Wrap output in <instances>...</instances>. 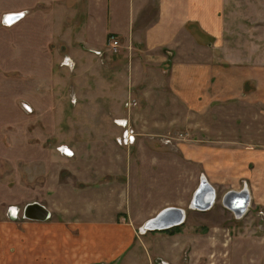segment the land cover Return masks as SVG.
Instances as JSON below:
<instances>
[{"label": "rangeland", "instance_id": "rangeland-1", "mask_svg": "<svg viewBox=\"0 0 264 264\" xmlns=\"http://www.w3.org/2000/svg\"><path fill=\"white\" fill-rule=\"evenodd\" d=\"M5 1L0 0V7ZM223 16L221 46L227 54L222 57L251 63L261 76L264 0H226ZM8 26L0 23V218L15 211L14 217L22 219L26 203L60 206L64 199L56 193L59 187L76 186L80 175L88 179L94 167L106 165L101 161L105 150L100 149L116 143L119 136L112 127L113 119L129 115L125 109L129 101L137 106L135 114L144 104L136 102L138 92L131 85L141 75L133 48L122 46L119 52L110 53L105 47L101 56L72 55L73 65L63 66V57L70 56L63 48L58 51L53 44L45 53L38 48L25 50L16 39L18 33ZM262 80L255 78V94L264 93ZM147 107L154 110L157 103ZM206 107L191 112L185 104L176 103L170 111H159L158 127L163 132L137 139L148 142L154 138L171 150L137 154L130 149L125 151V158L180 159V144H199L208 155L215 147L235 148L231 152L236 165L220 169L211 165L205 173L193 162L188 168L176 167L175 178L171 169L146 164L137 190L131 184L134 205L149 208L186 192L190 197L198 177L205 175L216 194L213 207L198 213L185 207V222L158 236L180 240L183 249L179 264H264V101L255 98L247 103L239 97L227 103H207ZM150 121V117L142 120V127ZM58 145L77 151L65 157L56 150ZM226 153L229 157L230 152ZM245 186L249 193L247 209L236 216L227 208L224 196ZM80 203L75 197L70 205L78 208Z\"/></svg>", "mask_w": 264, "mask_h": 264}, {"label": "crops", "instance_id": "crops-1", "mask_svg": "<svg viewBox=\"0 0 264 264\" xmlns=\"http://www.w3.org/2000/svg\"><path fill=\"white\" fill-rule=\"evenodd\" d=\"M225 1L2 2L0 23L4 14L26 11L21 19L7 27L18 33L16 39L20 40L25 50L38 48L43 53L54 44L58 51L63 48L70 58L79 54L96 55L97 51L105 49L107 38L111 34L119 38L123 47L133 48L135 63L139 66L137 69L141 71V75L131 81V85L138 92L136 102L144 105L136 114L134 111L137 106L127 105L125 109L129 115L118 116L127 119L128 126L135 134L131 144H104V148L100 149L105 150L101 161L106 165L94 167L93 174L88 179L80 175L76 186L59 187L56 193L64 199H61L60 206L57 204L51 207L37 201L48 209L47 219H19L16 218L15 211L12 216L7 213L0 218V264L180 263L183 244L179 239L169 235L168 238L158 236L163 230L140 232L145 223L163 208L182 209L184 219L181 224L186 220L185 207L196 213L212 208L216 195L214 191L212 205L208 208L189 206L200 180H209L201 175L192 196L189 197L186 192L185 196L179 194L170 202H158L144 209L134 205L131 184L137 190L144 165L152 162L162 168L171 169L175 178L176 167L188 168L193 162L201 166L203 172H209L211 165L218 169L227 166L232 168L236 164L231 151L236 149L215 147L213 154L208 155L199 144H180L183 155L180 159L156 157L138 158V161L127 159L124 154L130 149L139 152L137 154L147 150H171L169 146L157 142V139L149 138L145 142L137 138L142 135L161 134L163 131L160 132L158 127V113L161 110H172L171 107L176 103L185 104L189 111L196 112L206 109L207 103H227L239 97L247 103L253 102L255 98L264 101V93L255 94L253 89L255 78L262 82L264 72L257 76L253 64L234 62L227 60L226 56L222 57L227 54L221 46ZM261 87L264 88V84ZM154 103H157L156 109L147 107V104L149 106ZM166 103L169 105L164 106ZM149 117L150 124L142 127L141 121ZM112 127L118 131V135L121 133L120 126L114 123ZM145 128L147 129L144 130ZM185 128L201 133L192 126ZM70 149L74 151L73 155L77 151ZM115 151L123 154L111 155ZM227 151L230 152L229 157L224 154ZM244 189L248 191L246 186ZM207 194L208 192H203L199 199L203 202ZM75 197L81 200L78 208L70 205ZM233 202L235 201L227 208L236 215Z\"/></svg>", "mask_w": 264, "mask_h": 264}, {"label": "water", "instance_id": "water-1", "mask_svg": "<svg viewBox=\"0 0 264 264\" xmlns=\"http://www.w3.org/2000/svg\"><path fill=\"white\" fill-rule=\"evenodd\" d=\"M9 17H11V20L18 18L16 14H10L7 16V18ZM205 191L213 194V190L209 186L207 181L202 179L199 184L198 190L193 197V200L191 203L192 206L206 209L211 205L212 202L205 201V200L199 203V201H201L199 198H201V194ZM232 193H234V195H237V196L238 195L242 196V200L244 202L243 205H241L238 208L235 207L234 205V208H233L237 214H241L245 210L244 207L247 204V198H248L247 192L246 191L227 192L226 195L224 196V203L227 206H229L232 203V200H230V196ZM22 217L25 219H29V220L43 221L49 217V211L43 204L37 201H32L24 205L22 209ZM183 219H184V211L182 209L176 208V207H166L160 210L154 217L149 219L145 223L144 228L146 230H164V229L181 224L183 222Z\"/></svg>", "mask_w": 264, "mask_h": 264}, {"label": "built area", "instance_id": "built-area-1", "mask_svg": "<svg viewBox=\"0 0 264 264\" xmlns=\"http://www.w3.org/2000/svg\"><path fill=\"white\" fill-rule=\"evenodd\" d=\"M23 14V15H19V14ZM26 13V11H20V12H16V13H10V14H16L18 16V18L13 19V20H8L7 16L10 14H4L2 16V23L4 25H11L15 22H17L19 19H21L24 14ZM122 47V43L119 40V38H117L114 35H109L107 38V45H106V50L109 51L110 53H117L120 51ZM97 56H101L102 55V51H97L96 52ZM73 60H71L70 57L65 56L63 57V59L61 60V65L63 66H71L73 65ZM131 104H135L134 101H129L127 102L128 106H131ZM132 105V106H133ZM29 106H24L25 109H28ZM122 121V122H121ZM114 123L117 126H120L122 128L121 133L119 134V136L116 137V142L119 145H128L131 144L134 141V132L133 130L128 126L127 124V119H123V118H116L114 119ZM56 150L62 154L65 157H71L73 156V151L70 149V147H68L67 145H58L56 146ZM144 231H146V229L144 228L143 230H141V233H143Z\"/></svg>", "mask_w": 264, "mask_h": 264}, {"label": "bare ground", "instance_id": "bare-ground-1", "mask_svg": "<svg viewBox=\"0 0 264 264\" xmlns=\"http://www.w3.org/2000/svg\"><path fill=\"white\" fill-rule=\"evenodd\" d=\"M122 122V121H121ZM240 191V190H239ZM242 191H246L248 193V191L246 189L242 190ZM249 194V193H248ZM208 196L204 198L205 201H210V202H213V194L211 193H208L207 194ZM230 195V194H229ZM209 197V198H208ZM251 198V197H250ZM195 200V199H194ZM203 200V201H204ZM230 200H234L235 202H233V205H235V207H240L241 205H243V200H242V196L240 195H234V193L231 194L230 196ZM196 201V200H195ZM251 201V200H250ZM202 201H199V203H201ZM247 209V206L245 205V207Z\"/></svg>", "mask_w": 264, "mask_h": 264}, {"label": "trees", "instance_id": "trees-1", "mask_svg": "<svg viewBox=\"0 0 264 264\" xmlns=\"http://www.w3.org/2000/svg\"><path fill=\"white\" fill-rule=\"evenodd\" d=\"M178 226H180V225H176V226H173V227H170V228H167V229H164V230H172V229H174V228H177Z\"/></svg>", "mask_w": 264, "mask_h": 264}, {"label": "snow or ice", "instance_id": "snow-or-ice-1", "mask_svg": "<svg viewBox=\"0 0 264 264\" xmlns=\"http://www.w3.org/2000/svg\"><path fill=\"white\" fill-rule=\"evenodd\" d=\"M19 15H23V14L21 13V14H19ZM7 19L11 20V17H9V18H7Z\"/></svg>", "mask_w": 264, "mask_h": 264}]
</instances>
